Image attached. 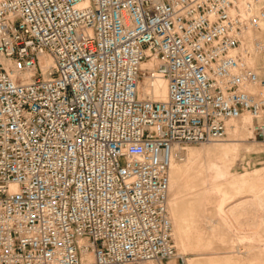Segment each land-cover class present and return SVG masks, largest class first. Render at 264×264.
Segmentation results:
<instances>
[{
  "label": "built area",
  "instance_id": "obj_1",
  "mask_svg": "<svg viewBox=\"0 0 264 264\" xmlns=\"http://www.w3.org/2000/svg\"><path fill=\"white\" fill-rule=\"evenodd\" d=\"M263 24L264 0H0V264L178 258L172 163L244 114L264 141Z\"/></svg>",
  "mask_w": 264,
  "mask_h": 264
},
{
  "label": "rangeland",
  "instance_id": "obj_2",
  "mask_svg": "<svg viewBox=\"0 0 264 264\" xmlns=\"http://www.w3.org/2000/svg\"><path fill=\"white\" fill-rule=\"evenodd\" d=\"M249 116L225 140L189 145L176 160L170 211L180 255L161 264H264V141Z\"/></svg>",
  "mask_w": 264,
  "mask_h": 264
},
{
  "label": "bare ground",
  "instance_id": "obj_3",
  "mask_svg": "<svg viewBox=\"0 0 264 264\" xmlns=\"http://www.w3.org/2000/svg\"><path fill=\"white\" fill-rule=\"evenodd\" d=\"M262 31L264 32V24L262 25ZM258 33L259 32H255L253 30H248L244 36V41L247 45V48L252 49L251 51L254 52L257 49V46L255 45V40H258L259 48L257 49V52L262 53V51L264 50V41L257 37ZM247 35H248V37H247ZM249 35H251V37H249ZM261 42H262V44H261ZM253 62H254L253 58L250 59V63H253ZM48 64H50V63H48ZM141 66H142L143 70H152L156 66V62L153 59H148V60L144 61ZM140 92L142 95H150L155 100H166L167 95H168V85H167L166 80H164V79H161V78L152 79L150 77L148 80H144L142 83H140ZM243 118H244V115H242L239 119H234V120L230 121L229 126H228V131H229L230 125L232 123L239 122V121L243 120ZM249 118L253 121L251 115L249 116ZM252 128H254V127H252ZM253 131H254V129H253ZM211 142H220V141H211ZM211 142H205V143H201V144L206 145V144L211 143ZM175 162L176 161H174L172 163L171 170H173V167L176 164ZM171 174H172V171L170 173V192H171V182H172ZM170 203H171V200H170V196H169V208H170ZM170 214H171V211H170ZM171 221H172V225H173L172 214H171ZM173 231H174V229H173ZM150 263H152V262H150Z\"/></svg>",
  "mask_w": 264,
  "mask_h": 264
},
{
  "label": "crops",
  "instance_id": "obj_4",
  "mask_svg": "<svg viewBox=\"0 0 264 264\" xmlns=\"http://www.w3.org/2000/svg\"><path fill=\"white\" fill-rule=\"evenodd\" d=\"M247 37H248V35H247ZM249 37H251V35H249Z\"/></svg>",
  "mask_w": 264,
  "mask_h": 264
}]
</instances>
